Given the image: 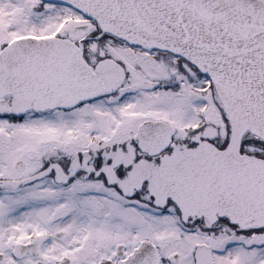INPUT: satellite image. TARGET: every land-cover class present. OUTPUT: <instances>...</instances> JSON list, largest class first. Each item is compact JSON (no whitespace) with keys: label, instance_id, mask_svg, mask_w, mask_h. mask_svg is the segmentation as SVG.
<instances>
[{"label":"snow or ice","instance_id":"obj_1","mask_svg":"<svg viewBox=\"0 0 264 264\" xmlns=\"http://www.w3.org/2000/svg\"><path fill=\"white\" fill-rule=\"evenodd\" d=\"M0 264H264V0H0Z\"/></svg>","mask_w":264,"mask_h":264}]
</instances>
